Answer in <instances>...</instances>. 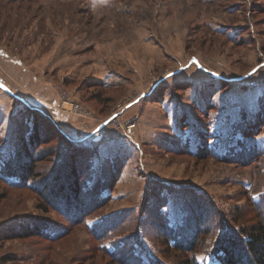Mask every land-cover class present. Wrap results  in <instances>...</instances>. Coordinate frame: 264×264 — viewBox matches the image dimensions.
<instances>
[{"label":"rangeland","instance_id":"1","mask_svg":"<svg viewBox=\"0 0 264 264\" xmlns=\"http://www.w3.org/2000/svg\"><path fill=\"white\" fill-rule=\"evenodd\" d=\"M0 83V264H221L264 220V0H0Z\"/></svg>","mask_w":264,"mask_h":264},{"label":"trees","instance_id":"2","mask_svg":"<svg viewBox=\"0 0 264 264\" xmlns=\"http://www.w3.org/2000/svg\"><path fill=\"white\" fill-rule=\"evenodd\" d=\"M35 123V128L33 129L30 136L27 138L23 145L24 148L22 150H19L17 160L22 159V156H31L33 146L40 142L42 139L39 134L40 130H38L36 126L39 123L37 121ZM23 152L24 154L22 155ZM30 162L31 161L23 162L21 166L12 169L13 174H16L21 180V182L27 181L28 179L36 176L34 173L33 165H31ZM70 172L71 177H73L72 184L67 183L66 180L63 179L62 182H59L60 188L58 190V193H55V195H63L68 193L69 191L68 195L72 194L73 200L74 202H76V206H79L77 208H80L82 210L83 202L81 201V198H79L80 196L78 195V188L80 184L78 178L82 175V173H80V171H76L75 168H73V171ZM56 178L59 177H54L52 180L55 181ZM55 183H57V181H55ZM92 190L93 191H91L90 193L88 192V194L86 195H91V197L98 199L99 194H93L94 191H96V188L93 187ZM104 200L105 199L102 200V204ZM66 207H68V204ZM63 213L67 216L69 215L65 210H63ZM244 236L245 238L244 240H242V242H240V244L238 240L232 237L220 242L218 251H222L221 264H264V220H261L259 223L249 228V230L245 232ZM238 246H240V249ZM184 248L185 247H180L179 250L182 252L184 251ZM181 264H198V262L194 257H188L185 258Z\"/></svg>","mask_w":264,"mask_h":264},{"label":"water","instance_id":"3","mask_svg":"<svg viewBox=\"0 0 264 264\" xmlns=\"http://www.w3.org/2000/svg\"><path fill=\"white\" fill-rule=\"evenodd\" d=\"M0 87H1L5 92H7V94H9V95H13V93L11 92V90H10L8 87H6L5 85H3L2 83H0Z\"/></svg>","mask_w":264,"mask_h":264},{"label":"built area","instance_id":"4","mask_svg":"<svg viewBox=\"0 0 264 264\" xmlns=\"http://www.w3.org/2000/svg\"><path fill=\"white\" fill-rule=\"evenodd\" d=\"M75 111H76V109H75ZM134 127H135V126H134L133 124L129 125V126L127 127V132L130 133Z\"/></svg>","mask_w":264,"mask_h":264},{"label":"crops","instance_id":"5","mask_svg":"<svg viewBox=\"0 0 264 264\" xmlns=\"http://www.w3.org/2000/svg\"><path fill=\"white\" fill-rule=\"evenodd\" d=\"M12 92V91H11ZM13 93V92H12ZM14 98H17V99H20L21 97H19V96H17V95H15L14 93H13V95H12ZM20 100H22V101H24L22 98L20 99Z\"/></svg>","mask_w":264,"mask_h":264}]
</instances>
